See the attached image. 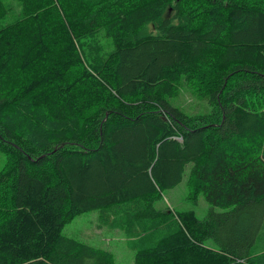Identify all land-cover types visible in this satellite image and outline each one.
Masks as SVG:
<instances>
[{"label":"trees","instance_id":"trees-1","mask_svg":"<svg viewBox=\"0 0 264 264\" xmlns=\"http://www.w3.org/2000/svg\"><path fill=\"white\" fill-rule=\"evenodd\" d=\"M14 2L0 0V264H115L62 233L92 209L124 229L132 264H264V0ZM100 31L113 48L93 61ZM181 86L209 109L180 108ZM185 175L202 218L165 203Z\"/></svg>","mask_w":264,"mask_h":264},{"label":"rangeland","instance_id":"rangeland-1","mask_svg":"<svg viewBox=\"0 0 264 264\" xmlns=\"http://www.w3.org/2000/svg\"><path fill=\"white\" fill-rule=\"evenodd\" d=\"M12 7L16 3L14 0H6ZM15 9L13 13L9 14L4 22L12 21L15 18ZM102 32H97L85 40L87 51L91 60L96 61L101 57L102 52H109L113 46L110 39L102 37ZM198 91H191L190 89L181 86L177 95L171 99L190 113H204L209 109L206 100H201L198 97ZM206 110V111H205ZM7 156L0 151V170L3 169L7 161ZM188 175V174H187ZM176 185L174 188L166 190L164 193L165 203L173 210H193L199 218L207 214L210 204L206 202L203 195L198 194L195 199L189 196V189L187 185L188 176ZM217 211H224L228 208L216 207ZM98 210L92 209L78 214L68 223L63 226L62 233L68 237L88 243L96 247L107 249L112 253L115 264H132L133 250L129 245V240L123 231V228H109L99 222ZM264 246V221L259 237L253 246L254 251L260 250Z\"/></svg>","mask_w":264,"mask_h":264}]
</instances>
